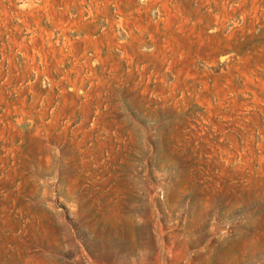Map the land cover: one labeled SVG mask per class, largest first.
<instances>
[{"label":"rangeland","instance_id":"374dc122","mask_svg":"<svg viewBox=\"0 0 264 264\" xmlns=\"http://www.w3.org/2000/svg\"><path fill=\"white\" fill-rule=\"evenodd\" d=\"M0 264H264V0H0Z\"/></svg>","mask_w":264,"mask_h":264}]
</instances>
